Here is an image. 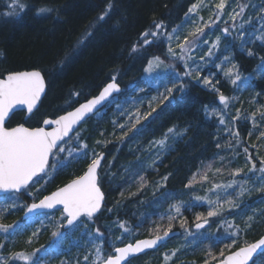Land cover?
<instances>
[{
    "label": "trees",
    "instance_id": "1",
    "mask_svg": "<svg viewBox=\"0 0 264 264\" xmlns=\"http://www.w3.org/2000/svg\"><path fill=\"white\" fill-rule=\"evenodd\" d=\"M10 2L11 0H0V76L10 71L41 70L45 77L46 92L31 118L23 122V115L16 112L11 115L7 126L11 127L19 123H24L28 127L38 126L42 116L54 118L68 110L70 107L66 106L65 102L69 100L73 91H79L82 94L71 107L97 94L100 88L110 81L112 75H117L121 92L112 98L113 101L104 109L102 118L97 121L91 117L78 128L81 140L87 144L94 140V137L109 138L111 143H108L107 149L103 151L105 153L108 151L104 162L106 176L112 182L110 188L119 186L120 182L124 183L120 192L112 191L106 186V176L103 177L101 189L105 194V202L100 215L95 219L94 226H100L105 236H110L112 239H115L120 231L114 226L117 234H111L114 230L110 233L105 232L100 225L101 219H104L108 225H114L117 220H125L135 228L141 222H143L142 227L146 226L149 217L166 226L167 220L161 222L160 215L162 213L166 215L169 205L175 201H186L187 209L182 212L191 227L195 213L206 214L208 210V207L205 209V202L196 201L193 197L205 195V189L210 186L205 184L207 186L201 187L197 183L191 189L185 188L192 173L203 166L201 162L207 164L214 161L217 153L228 160L232 159L230 152L216 147L217 143L223 142L221 138L223 133H220L218 127V117L208 116L205 112V106H208L209 110L221 107L217 94L210 88L192 81V78L186 77L183 80L184 91L174 90L173 93L176 95L164 101L163 104H159L156 112L146 121H141L137 129L130 132L122 142L116 139L121 135L120 131L116 130L113 135L112 121L121 119V109L117 108L118 104H122L124 109H129L128 106L132 105V101L128 98H135L139 103L140 99L150 97L149 93L155 92L158 95L165 93L162 85L158 84L152 88L143 80L142 73L150 58L160 56L166 64H175V70L183 73V64L171 60L162 52V42L157 41L150 46L141 47L135 53L131 52V48L134 43L143 44L141 33L153 29V21L162 20L167 31L178 22L180 25L184 19V13L194 0H111L113 7L103 21L97 20V17L105 9L109 0H21L27 7L23 10L17 8L19 15L4 16L3 13L8 10L6 5ZM250 4L258 9L264 6V0H250ZM45 5L54 6L56 10L48 14H37V8ZM248 16L251 15L247 14L245 19ZM221 25L217 28L221 29ZM206 36L203 37L204 40ZM246 38L249 39L248 36ZM248 44L241 47L239 39L233 40L231 36L222 37L220 45L224 48L221 52L218 51L217 55H221L219 58L231 57V64L238 65L240 74L251 77L253 89L251 96L261 93L257 97L259 100L264 93V73H261L258 66L261 63L259 57L264 56V50H254L255 55L246 56ZM257 70H259L258 73ZM221 72V69H217L213 83L218 81L216 87L221 92L229 97L239 96L236 102H241L242 98L248 94L249 88L240 87L238 84L232 85ZM141 88L146 90L141 91ZM158 103L159 98L153 106ZM146 107L147 105L143 104L141 111L150 110ZM238 109L244 112L242 108ZM101 123L104 125L102 126ZM173 126L183 135L178 136L175 143L167 142V147L171 150L167 155L162 154L159 159H156L157 156L154 153L159 150L156 147H151L149 150L151 142L160 139L162 134ZM236 127L244 138L245 146L248 147L246 143L251 144V137L255 135L253 132L250 137L244 136L251 130L250 122L241 121ZM214 130L218 131L215 137ZM252 150L254 151L255 148L249 147V151ZM258 150L259 155L264 156V148L258 146L256 151ZM244 158L241 150V154L231 164L225 161L226 171L214 179L217 182L226 181L229 178L227 169L242 166ZM153 160L155 165L149 167ZM85 161H74L68 167L59 168L44 187L42 196L78 176L86 165ZM215 166H220L218 161ZM137 174L145 176L148 181L142 189L137 183ZM166 175L169 178L165 186L157 190V185L163 182L162 178ZM184 193L186 194L182 195ZM177 195H181L182 198H174V196L179 197ZM16 196L22 198L25 203L30 201L24 193ZM262 197L264 194L260 193L246 198L249 211L259 208L258 201L262 200ZM155 198L161 200L162 205L168 203L166 210H158L161 209L160 206L145 216V219L139 218L150 207L155 206L153 201ZM109 202L112 207L108 204ZM108 207L112 211H108ZM9 217L11 214H5L3 221ZM225 218L232 220L233 216L228 215ZM261 219L264 218H259L258 221ZM235 221L243 226L239 215L235 216ZM210 223L211 227L206 226L203 231L216 232L220 220L211 218ZM147 230L148 228H144L134 239L148 237ZM173 230H178L179 235L155 250L134 257L128 264H165L166 253L185 245L187 246L183 247L178 256L168 264H181V262L202 264L205 249L213 245L214 241L204 239L197 245L192 243L177 245L178 242L191 240V237L187 240L184 236L179 239L183 229L178 222H174ZM220 232H223V228H220ZM263 233L264 226L254 223L251 230L241 237L240 243L244 240L250 243ZM127 242L129 241L125 239L124 243ZM226 243L230 241L225 240L223 243L214 244L213 250L218 252ZM117 244L119 245V242ZM263 256L264 254H260L255 258L254 264H264ZM14 264L21 263L14 262Z\"/></svg>",
    "mask_w": 264,
    "mask_h": 264
},
{
    "label": "snow or ice",
    "instance_id": "2",
    "mask_svg": "<svg viewBox=\"0 0 264 264\" xmlns=\"http://www.w3.org/2000/svg\"><path fill=\"white\" fill-rule=\"evenodd\" d=\"M251 6L250 0H194L187 11L184 13V19L181 25L167 31L166 25L161 21H153V29L145 30L141 33L143 44L134 43L131 52L135 53L141 47L150 46L154 42H162L167 44L166 55L174 61L183 64V73L177 72L175 64H166L160 56H154L148 60L144 69L148 74L149 82L156 80L162 82L156 70L163 66L170 71L165 73L172 77L169 81L172 87H166L165 93L159 94V103L154 105L158 97H152L147 102L149 111H141L144 101L140 100L137 103L135 98H128L132 101V106L129 109H124L122 104H118L117 108L121 109L120 116L124 117V122L113 120V135L119 129L121 135L116 137L117 140L123 141L130 132L137 129L141 121H146L154 112H156L159 104H163L172 96L174 90L183 92L185 85L184 78L192 77L195 73V79L198 83L210 88L217 94L218 100L222 108L208 109L205 106V112L208 116L219 117V125L224 126L230 139L222 146L217 143V149L228 151L232 155V159L228 160L225 156L218 153L214 161L207 164L202 163V167H198L192 176L189 178L185 188L191 189L195 184L201 186L210 185L205 189V195H195L193 199L202 201L207 204L208 210L205 213H195L192 226L186 217H183L182 210H186L188 202L177 201L169 205L167 214L160 215V221L167 220L166 226L163 223L152 222V227L148 228L149 236L144 239H134L138 232L134 230V226L125 220H117L114 225H105V228L110 232L115 226L120 235L112 239L110 236H105L101 231L100 226L89 229L87 225L84 228V235L88 237L84 247L86 252L80 256L77 255L73 260H61L60 264H128L130 257L143 253L145 250L154 249L161 245V242L170 238L174 229V222H178L183 235L187 238L191 237V243L197 245L201 240L210 239L216 243H223L225 240L230 243L224 244L218 252L214 251V244L209 245L204 251V259L202 264H254V257L258 254H264V236L258 240L249 243L244 240L240 243L241 237L251 230L254 223L259 222L258 218H264V207L251 209L247 205L246 197H250L255 191L256 193L264 194V156L259 155V150L254 157L249 151V147L245 146L244 138L241 136L239 129L236 127L241 121H251L252 128L248 132L250 137L253 132H259L258 140L264 141V104H261L257 97L261 93H256L250 100V103L255 105V110L251 113L244 114L240 109L236 110L234 116L227 113L230 103L236 100V97H229L216 87L213 83L215 73H209L207 76L201 77L200 73L205 65L212 62V57L216 55L220 47L222 37L231 36L233 40L239 39L241 47L244 44L254 42L246 38V25H251L256 19L260 22V28L255 40L264 43V6L259 8L256 16H248L243 19L246 10ZM8 10L3 13L4 16L19 15L16 9L23 10L27 7L21 0H11L6 5ZM113 5L111 0L105 6V9L97 17V20L103 21L111 11ZM231 8V11L226 9ZM210 9L209 20L203 21V17L199 16V11ZM54 6H40L37 8V14H48L53 12ZM193 14L196 19H193ZM227 15V20L224 21L225 27L220 29L221 35L216 36L215 40H204L203 37L208 34L213 27H219L218 21ZM242 22L237 23V20ZM191 21L192 27L187 31V34L181 39L178 33L184 24ZM228 21H232L231 24ZM202 22V23H201ZM208 47V51L204 55L195 57L194 51ZM248 56H253L255 53L247 50ZM261 63L258 66L261 73H264V56L259 57ZM231 57L225 56L220 64H216L218 69L223 70L222 65L225 62H230ZM224 75L228 78L232 85H237L242 81L239 67L237 64H231L224 71ZM251 77L243 79L245 87L250 83ZM46 82L41 70L32 69L26 71H10L5 75L0 76V193L13 194L4 195L0 199V233L14 236L17 231L21 230V225L16 221L12 223H3L5 213H9L18 207L15 202L16 193L24 191L27 195L33 197V202L23 205L25 216L29 223L32 222V214L38 210L49 209L60 212V220L66 224L57 223L56 230L52 232V237L57 238L56 241L45 254L49 252L56 253L60 248L64 233L60 232L61 227L78 226L83 218L95 223V217L103 209L105 194L101 189V181L103 179L102 169L105 154L93 150L91 154L87 151L89 145L81 140V133L77 128L81 123L87 120L92 115L99 116V107H102L105 102L111 103L110 97L114 93L121 91L120 85L117 82V75H112L110 82L106 83L99 93L91 98L86 99L83 103H79L76 107H71L81 96V92L73 91L66 106L71 110L64 111L63 114L55 118H45L43 125L48 126L51 130L44 126L26 127L24 123H19L13 127L6 126L11 118L14 110L18 106L26 109L28 114L33 113L41 101L42 94L45 92ZM143 91V89H141ZM127 102V101H126ZM103 135V132H101ZM183 135L182 132H177L175 126L167 129L162 134L160 139L153 140L151 147H156L158 150L167 148V142L172 136ZM97 145L106 146L111 143L109 140H97ZM252 148L258 146L253 144ZM241 150L245 157V165L243 167L227 169L228 179L226 181L217 182L214 177L221 176L226 171L225 161L231 164L240 154ZM63 156V158H61ZM50 158L51 161L50 162ZM89 160L86 170L82 175L70 180L62 187H57L55 191L49 195H44L38 200L34 198L32 192L27 190L33 185L39 184L40 181L48 183L52 178V174L61 167H66L73 159ZM157 155L156 159H159ZM220 166H215L216 162ZM155 165V160L151 161L149 167ZM170 175V174H169ZM168 176L162 178V183L157 185V190L164 187ZM137 183L142 189L147 183L145 176H138ZM43 190V185L36 189ZM211 193V195H209ZM123 195V193H121ZM12 200V203L5 201ZM258 203H264V197ZM112 211V209H108ZM245 213H248L245 215ZM47 215V213H41ZM231 215L232 220L225 217ZM239 215L242 225L236 223L235 216ZM211 218L220 220L216 232L203 231L211 227ZM143 222L135 226L142 227ZM223 228V232H220ZM193 229L195 231H193ZM39 229L33 232V236L37 235ZM7 240V236L5 237ZM127 239L129 242L124 243ZM31 238H29V243ZM119 242V245L117 244ZM239 245V246H238ZM75 247H80V242H74ZM177 247L170 250L164 255L165 264L172 261L183 250V247ZM6 247L5 242L0 241V264H14L15 261H22L23 264H40L41 258L37 256L41 252V248L34 249L32 252H7L2 251ZM43 247V246H42ZM181 264H189V262H181ZM195 264V262H191Z\"/></svg>",
    "mask_w": 264,
    "mask_h": 264
},
{
    "label": "rangeland",
    "instance_id": "3",
    "mask_svg": "<svg viewBox=\"0 0 264 264\" xmlns=\"http://www.w3.org/2000/svg\"><path fill=\"white\" fill-rule=\"evenodd\" d=\"M259 8L256 9V8L251 6L250 8H248L246 10L245 16H247V14H250L251 16L255 17L256 13L259 12ZM226 11H231V8L226 9ZM210 14H211L210 13V9H203V10L199 11V16L203 17V21L209 20ZM245 16L243 17V19H245ZM193 19H196V15L195 14H193ZM227 19H228L227 15L225 14V16L222 18V20L217 22L218 25L222 24L220 27L223 28V26H225L224 21L227 20ZM240 22H242V21L238 19L237 23H240ZM228 23L231 24L232 21H228ZM181 24H182V22H181ZM177 25H179V22L177 24H175L173 27H175ZM192 26L193 25H192L191 21L189 23L183 25V27L181 28L180 32L178 33V35H180L181 39L183 38L184 35L187 34V31ZM172 28H170L169 31H171ZM259 28H260V22L258 20H256V19L253 20V23L251 25H246L245 26L246 36L249 37V40L254 41V42H250L246 46V50L251 49V48H255L257 50L258 49H263L264 50V43H262L261 41L255 40V36L258 34L257 30ZM212 30H214V31L210 32L208 29H206V31L210 32L206 36V40L212 41V40H215L216 36L221 35V32H220L219 28L213 27ZM162 44L164 46L163 47L164 48V54L166 55L167 44L166 43H162ZM223 48L224 47L220 45V47L217 50V52L218 51L221 52L223 50ZM207 51H208V47L204 46L202 48H199V49L195 50L193 55L195 57H199V56L204 55V53H206ZM217 52H216V55L211 58L212 62L208 63L207 65H205L203 67V69H202V71L200 73L201 77L207 76L209 73H215L216 74V71L218 69L216 67V64H220L221 61L223 60V57L219 58L221 55H217ZM146 65H147V63H146ZM146 65H145V67H146ZM230 66H231V62H225L222 65V68H223V70L221 72L222 75H224V71H226L227 68L230 67ZM169 71H170L169 69L166 70V69H164L161 66L159 69L156 70V73L153 74V75L159 74L160 77H161L162 82H158L156 80H152L151 82H149L148 74L145 73V71L142 73V77H143V80L146 82V84L151 86L152 88H154L158 84L162 85L164 88L172 87V83L169 82V81L172 80V77L169 76V75H165V73H167ZM258 72H259V70H257V73ZM194 77H195V73H193V76L190 77L193 80L192 79H189V80L197 82ZM241 77H242V81L238 82L237 84L240 87L245 88V85L243 83V79L248 77V76L247 75H241ZM200 84L203 85L202 82H200ZM251 84H252V80H250V83L247 86L249 88V92H248V94H246L244 96V98H242L241 102H239V103L236 102V100L238 98H240L239 96H237L236 97L237 99L230 103L229 108L226 110L227 113L230 116H234L236 114V110L238 108H242V111H244L245 114L246 113L247 114L251 113L252 111L255 110V105L250 103V100L253 98V96H251V93L253 92V89L251 88ZM228 86H230V85H228ZM141 89H143V91L146 90L145 88H141ZM149 95H150V97H145L143 99H140V100L144 101L145 105H147V102L154 96L160 98L159 95L157 93H155V92L149 93ZM175 95H176V93H173L172 96L169 97V99H172ZM111 101H113V99ZM258 101L261 104H264V93H263L262 97H260V99ZM111 103H107L108 105L106 104L102 109L99 110V113H100L99 116L94 115L93 117L97 121H99L102 118V116H103L104 109H106ZM131 106H128V107L130 108ZM222 107L223 106L221 105L220 108H222ZM146 108H148V107H146ZM43 118H44L43 116L40 118V122L42 121L41 119H43ZM124 119H125L124 117H121L119 122L123 123ZM218 119H219V117H218ZM249 122H250V128H252V122L251 121H249ZM218 127H219L220 133H223V135L221 137L223 142L220 143V144H225V142L228 141L230 139V137H229V135L226 132H224V126L223 125H219V123H218ZM81 129H82V127L80 128V130ZM117 130L119 131V129H117ZM77 131H79V129ZM258 135H259V133L255 132V135H253L251 137L252 138V143L251 144L246 143L248 145V147H251L253 144H255V145H257V146H259L261 148H264V141L258 140L257 139ZM244 136L246 138L249 137L248 134H245ZM108 139L99 137V138H96V139L90 141V143L88 144L89 147L87 149L89 154H91V152L93 150H95L97 152H103L105 155H107L108 151H106V153H105L103 150L107 149L106 147L108 146V144L106 146H103V145H97L95 142L97 140H102L103 141V140H108ZM257 148H255L254 151L253 150L251 151V153L253 154L254 157L256 156V153H257L256 149ZM61 158H63V156ZM110 159L111 158H109V160ZM81 160L82 161L86 160L85 161L86 165H85L84 169L82 170V172H83L85 170L88 162H89V160H87V159H83V158H81V159H73L67 164L66 167H68V165L73 163L74 161H81ZM105 165H106V163L103 161V167H104L103 170H102L103 177H105V175H106V167H105ZM238 165H240V164H238ZM244 165H245V160L243 161L242 166H239V167H243ZM82 172L79 175H81ZM53 174H52V176H53ZM137 176H139V174H137ZM47 184L48 183H45L44 181H40L39 184L33 185V187L29 188L27 191L28 192H32L34 194L35 200L37 201L38 199H40L42 197L43 190L42 191H37L36 189L40 188L41 185H43V189H44V187ZM205 186H207V185H203L201 187H205ZM23 193H24L26 198L30 199V201L28 203H25L22 200V198H20L19 196H16L17 194H14L15 197H16L15 202L17 203L18 207L16 209H13V210L10 211L11 217H9V219H7L6 221H2L3 223H12L13 221H16L19 225H21V230L17 231L14 236H9L8 234H5V233H0V241L5 242V244H6V247L4 249H2V251H4L5 253H7V252H32L34 249L41 248V252L37 254V256L41 258L40 264H60L61 260L67 259V260L71 261L77 255L82 256L87 250L84 247V245H85V242L88 240V237L84 235L85 225H87V227L89 229H92V228L95 227L94 224L92 222L88 221L86 218H83L78 226H71V227H69L67 229H64L63 227H61L60 228V232L64 233L65 235H64V238L62 239V243L60 244V248H59L58 252H56V253L49 252V254L46 255L45 251L48 250L50 248V246H52L54 244V242L56 241V239H57V238L52 237V232L56 230V228H55L56 224L57 223L64 224L65 221H61L59 219L60 218V212L59 211L50 212V213H47V215H44V214L34 215V216H32V222L31 223H29L27 219H21V215H22V213L25 210L23 205L33 202V197L32 196L27 195L25 192H23ZM185 194L186 193H184L182 195H185ZM258 194H260V193H256L254 191L251 196H256ZM7 195H13V194H7ZM209 195H211V193H209ZM3 196L4 195L0 196V199H2ZM177 196H179V197H175L174 196V198H177V199H181L182 198L181 195H177ZM246 198H248V197H246ZM5 202L6 203H12V200H8V201H5ZM175 202H177V201H175ZM108 204L110 205V207H112L110 202ZM259 204H260L259 208L264 206V203H259ZM204 205H205V209H207V204H204ZM167 207H168V203H164V205H161V209L163 211H165ZM107 209H109V207ZM167 211L165 213H167ZM5 214H7V213H5ZM139 218H142V216L139 217ZM143 219H145V217ZM152 222H158V221L157 220H151L148 217V223H147L146 226L139 227V228L135 227L134 230L137 231L138 234H139L144 228L152 227ZM106 224L100 222V225H101V227L103 228V230L105 232L108 230V229L104 228V225H106ZM37 229H39L38 234L33 236L32 235L33 232H35ZM112 230H114V226L112 227L111 231ZM111 234H117V230H114ZM118 235H120V233H118ZM6 236H7V240L5 239ZM183 236L184 235L181 234L179 239H181ZM29 238H31V242L30 243H29ZM136 239H139V238H136ZM75 241H79L81 246L80 247H75L74 246V242ZM180 243L191 244V240L178 242L177 245H179ZM263 259H264V256H263ZM15 262L16 263L19 262V263L23 264L22 261H15Z\"/></svg>",
    "mask_w": 264,
    "mask_h": 264
},
{
    "label": "bare ground",
    "instance_id": "4",
    "mask_svg": "<svg viewBox=\"0 0 264 264\" xmlns=\"http://www.w3.org/2000/svg\"><path fill=\"white\" fill-rule=\"evenodd\" d=\"M162 52L164 53V46H163V44H162ZM251 50L252 51H254V50H257V49H255V48H251ZM246 56H248L247 54H246ZM129 77L131 78V76L129 75ZM129 77H128V79H129ZM101 125L103 126L104 125V123H101ZM112 128V127H111ZM217 130H214L213 131V135H214V137L215 136H217ZM94 139H96V137H94ZM178 140V136H172V137H170L169 138V140H168V142L169 143H175L176 141ZM171 149H168V147L166 148V149H164V150H159V151H156L155 153H154V155L155 156H157V155H162V154H165V155H167V153L170 151ZM106 176V175H105ZM112 182L109 180V178H108V176H106V186L107 187H109L110 188V186L112 185L111 184ZM123 185H124V183L123 182H120L119 183V186H112V188H110V190H112V191H117V192H120L121 190H122V187H123ZM154 203H155V206H153V208L152 207H150L149 208V210L147 211V212H145V214H142V218H144L145 216H148L149 214H151L152 213V211L154 210H157L158 208H160V206L163 204V202L161 201V200H159V199H157V198H155L154 200ZM158 210H162V209H158ZM163 211V210H162ZM106 216V215H105ZM259 219V218H258ZM102 223H104V224H106L105 223V221H104V219H101L100 220ZM257 224H261L262 226H264V219H261L259 222H257ZM106 225H108V224H106ZM104 228H105V225H104ZM106 229V228H105ZM107 232L108 233H110L108 230H107Z\"/></svg>",
    "mask_w": 264,
    "mask_h": 264
},
{
    "label": "water",
    "instance_id": "5",
    "mask_svg": "<svg viewBox=\"0 0 264 264\" xmlns=\"http://www.w3.org/2000/svg\"><path fill=\"white\" fill-rule=\"evenodd\" d=\"M24 71H25V70H24ZM108 82H110V81H108ZM108 82H106V83H108ZM106 83H105V84H106ZM105 84H104V85H105ZM104 85H103V86H104ZM103 86H102V87H103ZM102 87L100 88V90L102 89ZM120 88H121V86H120ZM100 90H99V91H100ZM45 91H46V87H45ZM99 91L97 92V94L99 93ZM120 92H121V91H120ZM120 92H119V93H120ZM119 93H114V94H113V97L116 96V95H118ZM44 94H45V92L42 94L41 99L43 98ZM97 94H96V95H97ZM94 96H95V95H94ZM89 98H91V97H89ZM111 98H112V97H110L109 100H110ZM84 101H85V100H84ZM84 101H82V102H80V103H83ZM40 102H41V101H40ZM40 102H39V104H40ZM39 104H38V106H39ZM78 104H79V103H78ZM78 104H77L76 106H78ZM106 104H107V102H105L104 105H103L102 107L98 106V107H99V110L102 109ZM38 106H37V108H38ZM76 106H74V107H76ZM37 108H36V109H37ZM36 109H34L33 112H34ZM70 110H71V109H70ZM20 111L24 113V117H23L24 120L27 119V118L32 114V113H31V114H28L27 111H26V109H23L22 106H18L17 109L14 110L13 114H14L15 112H20ZM11 115H12V114H11ZM90 117H91V116H90ZM90 117H89V118H90ZM81 124H82V123H81ZM81 124H80V125H81ZM80 125H79V126H80ZM41 126H44V125H43V122H42ZM44 127L48 128V126H44ZM48 130H51V129L48 128ZM50 160H51V158H50ZM85 170H86V169H85ZM82 174H83V173H82ZM82 174H81V175H82ZM68 182H69V181H68ZM66 183H67V182H66ZM66 183H65V184H66ZM63 185H64V184H63ZM63 185H61V186H59V187H62ZM55 190H56V189H54L53 191H55ZM53 191H51V192H53ZM22 192H23V191H21L20 193H22ZM51 192H50V193H51ZM50 193H48L47 195H49ZM0 195H5V193H0ZM37 202H38V201H37ZM31 203H32V202H31ZM29 204H30V203H29ZM51 211H54V210H49V209L38 210V212L33 213L32 216H33V215H36V214H39V213H48V212H51ZM98 214H99V213H98ZM98 214H97V216H98ZM97 216H96V217H97ZM21 219H26V216H25V210H24V212H23V214H22V216H21ZM64 224H66V222H64ZM63 228H64V229H67V228H69V227H63ZM173 233H174V234H172V235L170 236V238L166 239V241L161 242V245H162L163 243L167 242L168 240L172 239L173 237H175V236H177V235L179 234V232H178L177 230H173ZM261 236H264V233H263ZM261 236H259L257 239L253 240L252 242L258 240ZM145 238H146V237H145ZM140 239H144V238H140ZM250 243H251V242H250ZM161 245H160V246H161ZM160 246H158L157 248H159ZM157 248L149 249V250H145L143 253H145V252H147V251L155 250V249H157ZM143 253H141V254H143ZM138 255H140V254H137V255H135V256L130 257L128 261H130L132 258H134V257H136V256H138ZM258 255H259V254H258ZM255 257H256V256H255ZM255 257H254V258H255Z\"/></svg>",
    "mask_w": 264,
    "mask_h": 264
},
{
    "label": "flooded vegetation",
    "instance_id": "6",
    "mask_svg": "<svg viewBox=\"0 0 264 264\" xmlns=\"http://www.w3.org/2000/svg\"><path fill=\"white\" fill-rule=\"evenodd\" d=\"M41 125V122H40V124H39V126Z\"/></svg>",
    "mask_w": 264,
    "mask_h": 264
}]
</instances>
